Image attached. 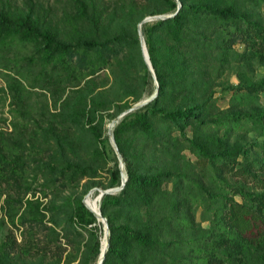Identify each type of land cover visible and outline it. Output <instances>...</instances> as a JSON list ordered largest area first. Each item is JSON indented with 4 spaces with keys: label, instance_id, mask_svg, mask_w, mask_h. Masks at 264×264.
Instances as JSON below:
<instances>
[{
    "label": "rangeland",
    "instance_id": "1",
    "mask_svg": "<svg viewBox=\"0 0 264 264\" xmlns=\"http://www.w3.org/2000/svg\"><path fill=\"white\" fill-rule=\"evenodd\" d=\"M185 1L232 5L239 14L264 15L262 0ZM167 7L162 0H0V20L13 24L29 19L40 32L59 41H102L119 33L137 39V46L129 41L126 47L130 58L112 51L103 63L94 64L93 73L83 63L75 72L66 73L54 69L52 62L44 70L36 50L42 45L41 38L27 41L0 29V264L98 263L105 247L104 225L97 217L88 221L84 209H90L85 203L101 211L107 199L103 197L105 193L99 197L100 190L121 184V176L113 183L112 172L120 162L109 136L110 128L113 137L118 138L124 171L126 160L142 164L131 137L135 133L124 124L133 116L124 122L123 116L117 122L113 120L125 108L158 90L154 68L155 77L136 61V48L141 50L137 28L146 16L172 14ZM153 21L144 22L141 32L146 49L148 34L159 59L163 44L158 28L151 27ZM221 22L214 20L210 24L212 34L230 32L235 36L233 47L241 52L245 22L219 25ZM211 77L207 118L218 119L235 110H264V89L248 91L239 87L245 78L253 83L264 79V65H245L240 57L230 54ZM196 98L197 92L187 102ZM152 128L161 130L164 125L154 121ZM185 136L197 137L213 150L220 147L222 139L231 145L250 147L248 158L238 154L215 161L184 148L175 163L177 167H173L178 176L163 179L162 188L177 192L187 219L203 232L213 224L214 211L220 213L222 204L220 199L199 198V179L235 201L242 197L231 186L244 184L247 190L264 191V123L259 129L247 118L235 124L208 122L188 126ZM184 144L188 146L186 141ZM154 148L146 146L147 164L141 171L159 170V164H155L163 158L159 151L162 147ZM168 158L164 156L166 161ZM241 165L247 169H238ZM184 167L187 169L183 172ZM185 173L196 175L197 182L181 179ZM120 190L110 194L116 196ZM141 191L129 185L123 195L128 204L106 201L107 214L102 216L108 226L107 247L111 225L120 233L123 225L136 223L143 210ZM154 207L158 212L167 209L161 201ZM96 238L100 240L98 252L94 248Z\"/></svg>",
    "mask_w": 264,
    "mask_h": 264
},
{
    "label": "trees",
    "instance_id": "2",
    "mask_svg": "<svg viewBox=\"0 0 264 264\" xmlns=\"http://www.w3.org/2000/svg\"><path fill=\"white\" fill-rule=\"evenodd\" d=\"M162 1L168 5L166 11H171L173 15L151 23L153 29L158 28L163 44V55L159 56L161 59L156 57L157 49L152 46L148 34L145 41L150 62L158 80L157 94L141 107L123 116V122L133 116L124 124L135 133L131 137L138 146L140 153L137 158L141 159L142 164L126 160L125 187L116 196L110 193H105L103 196L107 199V204H128L123 195L126 187L132 185L135 189L143 191V210L135 219L134 226L123 225L120 233H116L115 227L111 225L109 246L101 264H258L264 262L263 190L250 191L244 184L231 186L242 197L241 201H235L199 179L201 193L199 198L205 197L207 200L217 202L220 199L222 209L220 213L217 210L214 211L215 219L208 229L198 232L194 222L187 219L188 214L183 211L184 205L178 198L177 192L162 188L165 177L178 176V172L173 167H177L175 163L181 156L180 151L184 148H191L211 161L221 156L232 157L238 154H242L244 158L249 157L250 147L231 145L222 139L219 142L220 147L213 150L209 148L207 142L202 143L197 137L187 138L185 130L188 126H199L208 122L235 124L243 118L252 120L259 129L263 127L264 110L247 112L235 110L218 119L207 118L206 113L208 93L212 86L211 75L220 68L222 61H227L230 54L240 57L245 65L252 62L264 65V15L239 14L232 5L218 6L185 0H179L181 5L177 9V0ZM28 20L11 24L2 19L0 29L7 31L10 35L18 34L21 39L27 41H37L41 38L42 45L36 50L38 57L45 65L44 70L52 62L54 69L72 73L81 65L80 63H83L89 68L88 72L93 73L94 64L103 63L107 54L115 51L130 58L126 48L129 41H133L137 46L136 38L132 39L120 33L102 41L97 39H83L77 42L59 41L47 32H40L34 25V21ZM214 20L223 21L219 25L223 23L225 25L227 22L230 25H236L239 21L245 22L242 38L244 48L241 52H237L233 47L235 36H232L230 32L229 34H212L210 24ZM136 49L135 57L138 65L148 70L141 50L139 47ZM77 55L79 57L74 58ZM214 61H217L218 65L215 66ZM249 79H242L239 87L248 91L264 89V79L257 83L250 82ZM196 92L198 98L187 102V99ZM164 99L170 103L166 104ZM154 121L162 123L164 128L153 129ZM175 132L178 134H174ZM114 139L118 146V138L115 136ZM185 141L188 146H184ZM146 146H153L154 149L162 147L159 151L163 158L155 164H159L160 167L157 171L147 172V168L145 171L140 170L147 164ZM118 149L121 151L119 146ZM164 156H168L169 160L166 161ZM152 162L151 159L149 165H152ZM241 168L247 169L243 165L238 169ZM182 169L184 172L187 167ZM112 175L113 183H115L120 177V169L116 168ZM180 178L183 180L190 178L191 182H197L196 175L185 173ZM179 181L180 179L178 183L182 184ZM26 201L30 203V200L26 199ZM106 201L101 205L100 212L103 215L107 214ZM160 201L167 205L164 212H158L154 207ZM84 210L88 221L96 219L91 210L86 208ZM107 221L110 224V219ZM183 230L184 234H182ZM117 244H120L119 247ZM99 245L100 240L96 238L94 248L97 252Z\"/></svg>",
    "mask_w": 264,
    "mask_h": 264
},
{
    "label": "water",
    "instance_id": "3",
    "mask_svg": "<svg viewBox=\"0 0 264 264\" xmlns=\"http://www.w3.org/2000/svg\"><path fill=\"white\" fill-rule=\"evenodd\" d=\"M177 9L180 7V1L177 0ZM177 11V10H176ZM172 14H154V15H150V16H146L144 17L138 24V28H137V32H138V37H139V41H140V46H141V52H142V56H143V59H144V62L145 64L147 65V68L153 73L154 75V72H153V67L151 65V62H150V58H149V55H148V52H147V49L145 47V43H144V40H143V35H142V32H141V25L148 21V20H157V19H164L166 17H170L172 16ZM155 77V75H154ZM157 94V90L149 97L143 99V100H140L134 104H132L131 106L127 107L126 109H124L116 118H114L113 120V123L114 122H117L122 116H124L125 114L141 107L142 105H144L145 103H147L149 100H151L155 95ZM109 136H110V139L113 143V146L114 148L116 149V152H117V155H118V158H119V162H120V165H119V169H120V176H121V184L120 186H116V187H112V188H109V189H106V190H100V194H99V197L104 194V193H114L116 192L117 190H120L124 184V182L126 181V174H125V171L123 169V161H122V158H121V155L120 153L118 152V148H117V145L115 143V140H114V137H113V132H112V129L110 128L109 129ZM86 204V203H85ZM87 205V204H86ZM88 206V205H87ZM89 207V206H88ZM90 209V208H89ZM94 214L95 216L97 217V219L103 223L104 225V238H105V247H104V250H102L100 256H99V261L97 264H101L103 259H104V256H105V252L107 251V245H108V226H107V222H106V218L102 216L101 212H100V209L98 207V210L97 211H93L92 209H90Z\"/></svg>",
    "mask_w": 264,
    "mask_h": 264
},
{
    "label": "bare ground",
    "instance_id": "4",
    "mask_svg": "<svg viewBox=\"0 0 264 264\" xmlns=\"http://www.w3.org/2000/svg\"><path fill=\"white\" fill-rule=\"evenodd\" d=\"M86 204L89 206V204L87 203V201H86ZM89 208L92 209L93 211H97V210H98V208H97V210H94V209L91 208L90 206H89ZM103 250H104V248H103Z\"/></svg>",
    "mask_w": 264,
    "mask_h": 264
}]
</instances>
